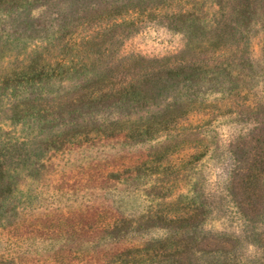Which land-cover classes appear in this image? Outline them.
I'll return each mask as SVG.
<instances>
[{"label": "rangeland", "instance_id": "rangeland-1", "mask_svg": "<svg viewBox=\"0 0 264 264\" xmlns=\"http://www.w3.org/2000/svg\"><path fill=\"white\" fill-rule=\"evenodd\" d=\"M0 264H264V0H0Z\"/></svg>", "mask_w": 264, "mask_h": 264}]
</instances>
